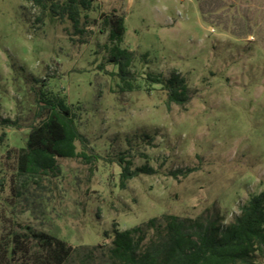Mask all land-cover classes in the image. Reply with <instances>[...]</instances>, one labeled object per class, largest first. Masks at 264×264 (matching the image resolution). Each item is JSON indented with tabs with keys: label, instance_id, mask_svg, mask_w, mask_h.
<instances>
[{
	"label": "rangeland",
	"instance_id": "rangeland-1",
	"mask_svg": "<svg viewBox=\"0 0 264 264\" xmlns=\"http://www.w3.org/2000/svg\"><path fill=\"white\" fill-rule=\"evenodd\" d=\"M113 11L125 19L122 47L134 52L141 90L119 93L120 79L98 69L118 71L105 51L97 54L108 41L94 26ZM85 21L87 32L75 36L70 21L35 0H0V205L16 168L6 153L27 143L37 79L75 108L98 156L92 165L60 159L61 175L44 181L29 211L16 210L20 221L79 249L68 264H109L100 250L92 260L84 253L109 245L105 233L115 223L126 230L163 214L233 223L264 191V0H94ZM173 72L187 79L190 101L168 108L166 92L144 78ZM4 119L20 128L3 126ZM122 152H130L133 169L156 173L122 188L120 167L101 159Z\"/></svg>",
	"mask_w": 264,
	"mask_h": 264
},
{
	"label": "trees",
	"instance_id": "trees-1",
	"mask_svg": "<svg viewBox=\"0 0 264 264\" xmlns=\"http://www.w3.org/2000/svg\"><path fill=\"white\" fill-rule=\"evenodd\" d=\"M47 14L61 22L70 21L74 32L83 35L91 24L82 23V12L93 9L94 0H35ZM46 13L39 16L37 23H43ZM85 18L89 20L88 15ZM94 26L107 33V43L99 45L97 54L107 53V64L118 67L117 72H108L104 64L98 69L111 77H118L119 93L142 89V84L132 71L134 52L122 47L125 33V19L116 11L101 13ZM70 34V33H69ZM143 58H147L144 55ZM144 77V76H143ZM148 86L158 85L166 92V104L184 106L190 101V87L187 79L179 72L169 77L147 73ZM40 83L36 92V110L27 143L21 148L7 151L8 160L16 163L15 173L10 179V197L0 205V264H68L79 250L67 241L20 221V213L28 210L30 198L36 191L43 190L44 181L61 175L60 159L81 160L92 165L98 156L89 152L88 139L80 132L76 123L74 107L67 100L46 91V82ZM82 108L78 107V111ZM3 126L19 129L17 121L2 120ZM4 137V135H3ZM4 138H1V142ZM78 143L83 151H78ZM106 163H115L120 169V184L127 183L140 175H154L156 171L144 165L133 169L130 152L120 153L116 159L101 158ZM181 173V172H178ZM178 176L177 173H171ZM2 184V182H1ZM27 203L21 205V203ZM240 215L227 226L211 216L181 218L163 214L147 222L126 229H119L115 223L107 246L87 249L85 257L94 259L101 251L109 264H259L264 259V191L253 195L244 204Z\"/></svg>",
	"mask_w": 264,
	"mask_h": 264
}]
</instances>
